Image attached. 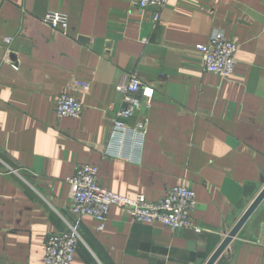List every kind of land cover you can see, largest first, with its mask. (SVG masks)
Listing matches in <instances>:
<instances>
[{"label":"crops","instance_id":"0c3cea01","mask_svg":"<svg viewBox=\"0 0 264 264\" xmlns=\"http://www.w3.org/2000/svg\"><path fill=\"white\" fill-rule=\"evenodd\" d=\"M50 11L67 28L44 23ZM153 15L133 0H0V264H47L49 233L72 229L73 264H206L264 187V0H168ZM215 30L238 45L230 78L197 49ZM133 73L151 94L150 127L113 133L107 108ZM73 79L89 89L68 90ZM65 91L80 117L57 116ZM80 164L130 198L188 185L205 231L134 222L120 206L100 230L69 210ZM261 238L264 200L215 264H264Z\"/></svg>","mask_w":264,"mask_h":264},{"label":"built area","instance_id":"2783aa9c","mask_svg":"<svg viewBox=\"0 0 264 264\" xmlns=\"http://www.w3.org/2000/svg\"><path fill=\"white\" fill-rule=\"evenodd\" d=\"M168 0H133L142 9H152L153 19L161 18V11ZM43 22L53 28L65 29L69 16L65 12L50 11L43 17ZM11 38H7L10 43ZM204 69L223 78H230L235 73L238 45L222 31L215 30L205 43L197 46ZM144 81L138 74L129 76L126 91L120 101L112 102L107 108V118L112 123L113 133H125L129 130L146 134L150 127L149 111L153 101L151 94L144 92ZM89 83L73 79L68 90L86 92ZM142 93V96H141ZM141 109V112H138ZM59 118H78L84 111V103L69 91L59 94L55 107ZM98 165L80 164L75 173L68 178L71 203L69 210L77 216H90L100 222L103 230L112 206H120L134 222L160 223L173 231L193 230L203 233L205 229L193 219L197 207L194 189L186 184L169 187L157 201L148 200L144 194L134 198L108 190L99 183ZM80 235L76 229L69 232L49 233L45 244L44 261L47 264H73ZM258 243L264 249V238Z\"/></svg>","mask_w":264,"mask_h":264},{"label":"water","instance_id":"95a60500","mask_svg":"<svg viewBox=\"0 0 264 264\" xmlns=\"http://www.w3.org/2000/svg\"><path fill=\"white\" fill-rule=\"evenodd\" d=\"M264 200V187L259 192V194L256 196V198L252 201V203L249 205V207L246 209V211L243 213V215L240 217V219L237 221V223L234 225V227L227 233L219 247L216 249V251L211 255V257L208 259L206 264H215L216 261L219 259V257L228 249L229 244L234 239V237L239 233L241 228L244 226V224L249 220V218L252 216V214L255 212V210L259 207V205Z\"/></svg>","mask_w":264,"mask_h":264}]
</instances>
